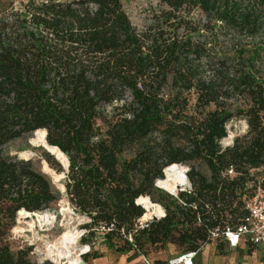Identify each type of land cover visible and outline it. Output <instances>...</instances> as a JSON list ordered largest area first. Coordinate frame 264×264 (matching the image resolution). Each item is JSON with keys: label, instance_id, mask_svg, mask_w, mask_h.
Here are the masks:
<instances>
[{"label": "trees", "instance_id": "trees-1", "mask_svg": "<svg viewBox=\"0 0 264 264\" xmlns=\"http://www.w3.org/2000/svg\"><path fill=\"white\" fill-rule=\"evenodd\" d=\"M156 1L137 29L120 0H0V264H52L8 243L16 220L54 210L61 196L31 159L3 153L36 130L62 152L44 159L65 173L87 235L112 224L103 237L128 259L166 264V244L198 250L217 224L196 223L171 199L161 201L165 217L132 232L146 219L135 199L152 194L168 165L189 167L186 202L207 200L231 220L244 214L249 184L264 177V0ZM233 119L246 128L223 147ZM51 154L64 167L67 158L66 171ZM230 165L238 174L222 176Z\"/></svg>", "mask_w": 264, "mask_h": 264}, {"label": "rangeland", "instance_id": "rangeland-1", "mask_svg": "<svg viewBox=\"0 0 264 264\" xmlns=\"http://www.w3.org/2000/svg\"><path fill=\"white\" fill-rule=\"evenodd\" d=\"M19 1L21 0H16L15 3L18 4ZM120 1L130 19V22L137 29H141L146 23H148L151 11L158 9L156 0ZM227 128L228 136L222 140L223 147L231 144L230 135L232 136L243 133L245 130V124L241 119H233L228 123ZM44 135V131L36 130L28 135L16 138L3 146V153L6 155L16 156L21 159H31L34 167L48 176L56 191L61 195L54 206V210L30 214L27 218V222L29 223L26 222V225H19L16 220V226L27 227V224H29L32 227L30 226V228H28L29 230L25 232H20V227L10 230L8 243L11 250L17 251L21 248L31 247L29 257L32 261L47 260L52 264H76L79 259L84 262L83 264H123L125 260L124 252L117 251L116 245L107 242L103 237L102 231L95 230L94 235H87V231L83 228V224L88 221L87 217L76 212L65 195V188L63 185L65 173L62 171L57 172L55 168L52 165H49L44 159L43 153L48 152V150L52 151L55 156L61 155L56 149L47 146L44 140ZM53 158L55 159L54 156ZM55 160L60 163L57 159ZM185 166L188 171L189 167L187 165ZM61 167H64V165L62 164ZM64 170L66 171L67 168ZM195 170L206 176H209L210 174L207 166L203 163L196 165ZM53 174L61 175L52 176ZM154 187L155 190H153L152 194L150 196L147 195L152 202L158 203L162 206V200L167 202L171 199H175V196L171 195L169 192L156 186ZM247 197H249V194L245 196V198ZM144 203H148L147 200H145ZM58 206H65L69 209L67 211H60ZM70 231L75 232L78 235L77 244L74 245L73 249V256H75L76 252H78L81 247H85L86 250L89 245V250L85 253L83 252V254L81 253L77 259L66 260L64 258L55 261V256L53 255L55 252L50 246L55 242L57 243L62 234ZM115 242L119 243L118 240ZM251 249L250 244L244 241L241 243L239 249L227 251L225 254L218 253L213 255L209 252L208 248H204V250L200 252V257L194 258V262L197 264V259H199L202 264H264V244H259L252 250ZM143 250L148 254L150 259L154 257L152 255L154 253L151 251L149 245H146ZM178 252H180L179 249ZM84 255H88L87 262L83 259ZM167 256L169 255L167 254Z\"/></svg>", "mask_w": 264, "mask_h": 264}, {"label": "built area", "instance_id": "built-area-1", "mask_svg": "<svg viewBox=\"0 0 264 264\" xmlns=\"http://www.w3.org/2000/svg\"><path fill=\"white\" fill-rule=\"evenodd\" d=\"M245 128H246V124H245ZM233 136L234 135L229 136L231 138V143ZM222 140H221V145H222ZM187 172L188 171L186 167V174ZM237 174L238 173L235 171L234 167L230 165L222 173V176L235 177ZM154 186L158 187L156 185V180L154 182ZM249 186L253 187V191L251 195H249V197L244 198V202H243L244 214L234 220L233 219L231 220L228 216L224 218L218 217V215L214 212V208H213L214 205L207 200L196 199L186 202L184 199L180 198L179 193L181 192L189 195L193 194V188L190 181L185 186L184 185L180 186L178 191L174 195L171 193L170 194L175 196V200H177V202L180 205L189 207L191 210L195 211L196 223L198 224L203 222L207 223L209 220H215L217 224L213 227L207 228L208 230L207 240L209 241L222 240L228 248L232 249L238 247L242 241L249 243L251 246L264 244V177L260 178L253 185L249 184ZM141 196L142 195L138 196L135 199V203L140 207L142 206L137 201L138 198H140ZM143 196H147V195H143ZM147 198L150 200L149 196H147ZM156 204L162 209L160 215L158 216L154 215L144 220L141 219V217H139L138 219H136L133 225V229H132L133 233L147 227L152 221H157L165 217L166 213L164 208H162V206L159 205L158 203ZM215 206H219V204L216 203ZM111 228H112V224L108 226L100 225L99 227H96L95 230H100L102 232H105L110 230ZM126 238L129 242H132L131 234H128ZM87 248L88 251L89 245L87 246ZM196 253L197 250L183 251L178 255L169 258L166 264H194V257ZM142 260L144 263L150 264L149 261L143 256H142Z\"/></svg>", "mask_w": 264, "mask_h": 264}, {"label": "bare ground", "instance_id": "bare-ground-1", "mask_svg": "<svg viewBox=\"0 0 264 264\" xmlns=\"http://www.w3.org/2000/svg\"><path fill=\"white\" fill-rule=\"evenodd\" d=\"M45 142H46V140H45ZM46 144H47V142H46ZM60 153H62V152L60 151ZM60 163L62 164L61 161H60ZM67 164H68V160L66 158V167H64V169L67 168ZM162 178H163L162 180H159L161 178L156 179V185L159 188H161L162 190H165V191L174 195L178 191L180 186L186 185L188 183V179L186 176V166L185 165H179V164L168 165L167 167L164 168ZM144 200H147L148 203H144L143 202ZM137 202L144 208V211L146 213V219H148L154 215L158 216L162 212L161 207H159L156 203L149 200L147 198V196L142 195L140 198H138ZM59 209H60V211H67L69 208L62 206ZM26 222H27V220H25L22 224L26 225ZM27 223H29V222H27ZM30 226L31 225H29V224H27V227L20 226L19 231L25 232V231L29 230L28 228H30ZM77 238H78V235L75 232L70 231L68 233L62 234L59 238V241L57 243L55 242L54 244H52V246H50V248L52 247V250L55 252L53 254L55 256L54 260L58 261L59 259H64V258L66 260L77 259V257L81 253L86 252L87 249L85 250V247H81V248L79 247L80 249L78 250V252H76L75 256H73V249H74V245L77 244ZM77 262H78V264L84 263L80 259Z\"/></svg>", "mask_w": 264, "mask_h": 264}, {"label": "crops", "instance_id": "crops-1", "mask_svg": "<svg viewBox=\"0 0 264 264\" xmlns=\"http://www.w3.org/2000/svg\"><path fill=\"white\" fill-rule=\"evenodd\" d=\"M241 243L239 244L238 247L230 249V248H228L226 246V244L222 240H211V241L205 243L204 245H202L197 250V253H196L195 257L196 258L200 257V252H202L204 250V248H208L209 252L211 254H213V255L214 254H218V253L225 254L227 251L234 250V249H239ZM251 247L254 248L255 246H251L250 245V248ZM179 253L180 252H178V249L175 246L170 245V244H166V246L164 248V251L159 253L158 258L161 259V260H166L167 261L169 258L174 257V256L178 255ZM124 254H125V260H124L123 264H146V263L143 262L142 258L139 257V255H136L133 258H129L128 259V256L131 255V252L125 251ZM167 254L169 256H167ZM194 264H195V262H194ZM197 264H202L199 261V259H197Z\"/></svg>", "mask_w": 264, "mask_h": 264}, {"label": "water", "instance_id": "water-1", "mask_svg": "<svg viewBox=\"0 0 264 264\" xmlns=\"http://www.w3.org/2000/svg\"><path fill=\"white\" fill-rule=\"evenodd\" d=\"M44 131H45V130H44ZM45 134H46V131H45ZM44 140H45V135H44ZM67 166H68V164H67ZM26 213H29V212H27V211L24 210V209H20V210H18L17 215H18V217H19V216H23V215H25Z\"/></svg>", "mask_w": 264, "mask_h": 264}]
</instances>
